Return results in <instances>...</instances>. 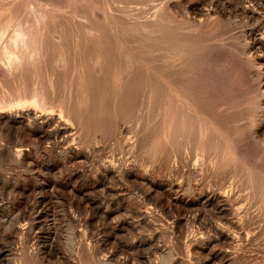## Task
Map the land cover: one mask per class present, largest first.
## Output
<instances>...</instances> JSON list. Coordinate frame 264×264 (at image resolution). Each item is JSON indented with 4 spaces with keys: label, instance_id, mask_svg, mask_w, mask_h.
<instances>
[{
    "label": "bare ground",
    "instance_id": "obj_1",
    "mask_svg": "<svg viewBox=\"0 0 264 264\" xmlns=\"http://www.w3.org/2000/svg\"><path fill=\"white\" fill-rule=\"evenodd\" d=\"M114 1L111 0L110 3H115ZM19 7L21 8V6ZM110 7L107 8L110 22L108 32L112 30L117 33L118 29L112 25L117 16L112 13ZM153 7L155 8L151 11L144 8L138 13L120 16L124 19L123 23L138 25L146 41L141 38L132 40L124 37L125 39H120L117 36L108 42V46H113L109 50L107 44H104L102 40L103 28L92 22L85 24L84 35L68 38L62 35L54 27L55 25H48L46 15L41 12L39 7L32 10L33 22L19 20L13 30L11 29L9 42L6 41L7 43L0 47V69L2 68L1 70L4 72L0 77V131H5L10 135L25 134L28 138L21 139L20 142L7 147L0 144V157L8 158L14 163H27V166L46 168L55 163L60 165V163L68 162L72 165L81 159L84 160L90 157L88 150H84L82 147L84 142L82 134H85L86 122L91 119L94 127L100 129L99 127H102L103 124L101 122L105 120L103 115L109 113L111 96L119 102L132 91L134 95L131 101L133 110L137 109L139 116H152V120H154L147 138L148 145L145 144L150 151L149 155L152 154L153 159H159V161L161 158L158 156L165 155L164 165L169 172L177 168L178 164L175 159L178 156L180 162L177 161V163L181 165L179 167L182 168V176L185 179L177 181L165 177L158 181L152 180L153 177L149 174L147 176V173H138L132 160L123 157L113 158L114 156L109 160L98 162L93 177L99 182V188L107 194L109 191L104 181L108 179H112L114 183L116 182L115 184L120 180L138 183L141 188L145 187V191L142 189L141 191L146 199L151 194L158 193L159 196L161 194L165 197L163 198L167 201L165 203L169 205L168 207L170 209L176 207L178 213L171 217V222L166 224L165 219L149 204L146 206L142 202L136 204L132 201L133 204L130 202L131 200H125V197L118 193V191L124 190L123 186L113 183V186H117L115 194L120 198L117 201L118 206L115 205L116 208L111 209L113 207L110 208L107 204L105 206L99 204L101 207L96 204V208H94L92 207L94 203L88 204L90 206L87 208L86 202L84 210L79 211H82V214L84 212V216L81 213H79L81 216H77L73 212L70 213L72 210L67 212L69 207L66 212H63L64 209L61 211L64 213L62 217L60 216L61 221L66 220L67 223H70L68 228L75 227L77 218L78 221H84L83 224L86 227L83 234L79 233L81 235H78L80 236L79 240L73 238L77 241L72 243L73 251L67 253L60 247V244H68L73 239L68 237L67 240L64 239L65 243L60 239L59 215L56 213L58 211L52 208V198L60 193L62 195L65 193V196L66 192H69L68 203L72 204L78 201L75 204L77 206L82 201L81 198L89 200L90 197L87 199L86 193L92 185L86 187L78 185L79 183L73 184L71 177L65 178L64 181L52 178L42 180L36 170L31 168L33 179L30 183L17 179L18 181H6L4 186V183L2 184L0 216L3 215L4 221L5 219L6 221L0 233V264H157L154 262L155 259L150 257V253H152L150 249L154 251L151 244L159 245L162 241L158 242V238H161L162 234L167 235L166 232L175 236L180 250L182 247L187 250L188 247V250L190 248L195 252H207L206 255L210 259V257H214L211 252L215 248L212 251L208 248L213 243H220L221 246L232 247V249L236 248L238 244L243 246L242 236L246 235L245 238H249L251 224H255L254 220L264 214V109L261 107L263 102L254 105L255 109L259 108V113L256 116L243 120L244 105L242 104H244V100L241 99V96L247 91L241 86L251 79H255V84L257 82V86H259L258 90L261 89L259 91L264 94V0H159ZM15 8L17 9V7ZM234 16H240L242 21L240 23H246V27H242L243 30L240 31L244 44L239 47V51L246 55L245 58L234 50H230L233 43H230L229 37L224 35V30L237 25L238 21L233 19ZM27 19L29 18L27 17ZM7 29L8 24L0 22V39L4 37ZM107 37L109 36L107 35ZM129 42L132 44L134 42L133 46L145 42L154 52L161 50L162 56L156 54V57H150L155 60L154 62L159 60L157 61L160 64L161 73L159 80L155 79L153 71L150 73L149 70H142L137 63L136 67H127V60H125L127 56L131 57L133 62L141 58L133 53ZM127 47H129V51ZM86 56L92 61L90 62L92 63L91 70L86 69L84 63L80 62ZM67 64L72 66L65 68ZM57 66L62 68L59 69ZM116 69L123 72L128 71L130 75L123 80L119 77L114 85L107 82L109 81L107 77L112 70L115 72ZM137 73L142 76L139 82L135 81L137 77L133 78ZM61 81H65L67 84L65 87L63 86V90L58 85ZM139 83V86H135ZM8 91H11L10 95H8ZM118 119L120 118L118 117ZM137 132L139 133V131ZM7 137L9 138V136ZM143 137L145 138V136ZM136 142L129 141L127 144L133 149ZM137 144L139 145V143ZM178 144H184L185 147L193 146V149L199 154V158L192 163L189 156H184L182 153L177 154L175 150ZM39 145L43 146L46 155L41 160H36L33 157V152L41 150ZM135 151L137 153V150ZM155 160L154 162H156ZM189 161L191 165H188ZM225 166L228 172L229 168L233 171L239 169L240 172H245L249 183L234 181V184L231 181L232 177L231 180H227V175L225 176L221 172ZM205 169L211 173L213 178H218L221 181H216V184L213 182L215 185L212 183L210 187L204 186V182L199 183L198 190H196L197 188L193 187L191 180L194 179V176L202 175ZM220 175L221 177H219ZM108 185L110 186V183ZM113 186L111 183L112 189ZM247 188L253 189L252 194L255 198L252 199V202L255 199L259 202L258 210L255 212L250 209L252 207L249 204L250 201L247 203L249 199H245L247 194L244 197ZM113 194L114 192L110 196ZM69 195L65 197H69ZM92 197L95 198V196ZM103 200L105 201V199ZM207 205L212 207L211 210H214L218 216H221L224 224L219 222L220 216H217L218 222L210 223L209 231L211 233L208 232L207 237L202 234L195 236L197 233L191 229L190 225L192 224H188V227H191L190 230L183 227L182 223H198V216L189 215L188 210H191L192 207L198 209L197 206ZM78 206L80 205L78 204ZM62 207L66 210L65 206ZM123 209L128 212L127 217L126 214H123L126 218H120L122 217L120 216L119 219H116L114 214L119 216L118 211L122 212ZM89 212L93 213L94 218L99 214L98 218L102 219V221L99 220L100 222L105 221V224H102L103 229L99 222L100 227L98 224L94 227L90 226L93 223L90 222L93 221V218ZM184 225L187 226V224ZM137 229L141 230L133 235ZM147 230H150L149 234L144 233ZM253 232L256 233V231L251 233ZM243 233L245 234L243 235ZM86 235L88 236L86 237ZM125 235H129V237L132 235L129 251L133 249L137 258L132 251L125 252L126 255L128 254L127 257L123 255L124 257L120 259L111 256L112 254L106 255L108 253L99 256V252L107 240L111 241L113 238L116 240L118 237L123 239ZM122 239L120 238V240ZM114 243L116 244L117 241ZM174 244L177 246L176 243ZM220 244L217 245L220 246ZM175 245L165 253L164 258L167 256L171 260H175ZM67 249L69 250V248ZM118 250L123 251V249ZM226 250L229 255V264L247 263L239 262L232 250ZM235 251L238 252V250ZM135 259L138 261H134ZM220 259L222 261V258Z\"/></svg>",
    "mask_w": 264,
    "mask_h": 264
},
{
    "label": "rangeland",
    "instance_id": "obj_2",
    "mask_svg": "<svg viewBox=\"0 0 264 264\" xmlns=\"http://www.w3.org/2000/svg\"><path fill=\"white\" fill-rule=\"evenodd\" d=\"M65 1V2H64ZM107 1V2H106ZM52 0V1H48V0H0V22H3V23H7L8 24V29H7V32L6 34L4 35V37H2V39H0V47L2 44H6L7 42H9V35L11 34L12 30H13V27L15 26V24L20 20V21H27V22H33V8L35 7H39L41 8V12H44V14L46 15V20L48 22V25H55L54 27L62 34V35H65L66 37L70 38V37H74V36H82L84 35L85 31H84V26L87 22H92L93 24H96L98 25L100 28H103V37H102V40L104 42V44H107V48L108 50L110 48H112L113 46H108V42L110 40H113L112 38H120V39H125V38H131L132 40L134 38H141V40L143 41H146L145 38L143 37V33L140 29V27L136 24H125L123 23L122 19L120 16H126L127 14H134L135 13H138L140 12L142 9L146 8L148 10H153L155 7L152 8V6H154L155 4H157V2L159 0H134V1H131V0H115L114 2L115 3H110L111 0ZM119 1V2H118ZM5 2V3H4ZM52 4H50V3ZM76 2V3H75ZM82 2V3H81ZM138 2V3H137ZM16 4V5H15ZM19 4V5H18ZM41 4V5H40ZM54 4V5H53ZM59 4V5H58ZM78 4V5H77ZM116 4V5H115ZM137 6H136V5ZM62 5V6H61ZM65 5V7H64ZM68 5V6H66ZM123 5V6H122ZM13 6V7H12ZM21 6V8L19 7ZM49 6V7H48ZM58 6V8H57ZM60 6V7H59ZM83 8H82V7ZM108 6H111L110 9L112 10V13H114L117 17H116V20L115 22H113V26H116V28L118 29L117 33H115L114 31L110 30L111 32H108V27H110V22H109V19H108V16H107V13H108ZM12 7V8H11ZM17 7V9L15 8ZM47 7V8H46ZM68 7V9H66ZM72 7V8H71ZM130 7V8H129ZM14 8V9H13ZM77 8V9H76ZM82 8V10H81ZM86 8V9H85ZM103 9V10H102ZM11 10V11H10ZM86 10V11H85ZM126 10V11H125ZM137 10V11H136ZM18 11V12H17ZM78 11H81V12H78ZM121 11V12H120ZM125 11V12H124ZM72 14H70V13ZM21 13V14H20ZM77 13H79L77 15ZM85 13V14H84ZM88 13V14H87ZM25 14V15H24ZM55 14V15H54ZM84 14V15H83ZM5 15V17H4ZM58 15V16H57ZM104 15V16H103ZM7 16V17H6ZM50 16V17H49ZM80 16V17H79ZM85 16V17H84ZM23 17V18H22ZM27 17L29 19H27ZM58 17V18H57ZM107 17V18H106ZM119 17V18H118ZM50 18V19H49ZM65 20H64V19ZM79 18V19H78ZM2 19V20H1ZM7 19V20H6ZM62 21H61V20ZM121 19V20H120ZM235 21H238L236 24L237 25H234V26H230L229 28H227L226 30H224V35L228 38V41L231 43H233V46L232 48H230V50H234L235 52H237L240 56H242L243 58H245L246 55H244L243 53H241L239 51V47L242 46L244 44V40H242V36H241V33L240 31L243 30L242 27H246V23H240L241 21V18L240 16H234ZM232 19V20H233ZM51 20V21H50ZM60 20V21H59ZM64 20V22H63ZM76 20V21H75ZM67 21V23H66ZM101 21V22H100ZM105 21V22H104ZM13 22V23H12ZM83 22V23H82ZM242 22V21H241ZM106 23V24H105ZM62 24V25H61ZM66 26H65V25ZM242 24V25H241ZM47 25V24H46ZM47 25V26H48ZM241 25V26H240ZM122 26V27H121ZM237 27V28H236ZM105 28V29H104ZM12 29V30H11ZM73 29V30H72ZM242 29V30H241ZM69 31V32H65V31ZM80 30V31H79ZM106 30V31H104ZM138 30V31H137ZM132 31V32H131ZM228 31V32H227ZM77 32V33H76ZM135 32V33H134ZM140 32V33H139ZM240 33V34H239ZM70 34V36H69ZM72 34V35H71ZM107 35L109 37H107ZM124 35V36H123ZM135 35V36H134ZM231 35V36H230ZM113 36V37H112ZM240 36V37H239ZM125 37V38H124ZM143 37V38H142ZM235 37V38H234ZM109 38V39H108ZM107 39V40H106ZM3 40V41H2ZM7 41V42H6ZM135 45L134 42L132 44V42H129V46H132V50H133V53L134 54H137L139 56H141L140 60H135V62H133L134 60L131 59V57L127 56L125 58V60H127V64H128V68H130L131 66L132 67H136V63L138 64V66H140L139 68H141L142 70H149L150 73L151 71H153V75H155V79L159 80L160 79V76H161V73H160V64H158L157 60L156 62H154L155 60L151 59L150 57L151 56H154L156 57L155 55L158 54L157 56H162L163 53L161 52V50H156V52L153 51V49L148 45V43H145V42H142L141 44H138L137 46H133ZM135 47V48H134ZM139 47V48H138ZM128 51H129V47H127ZM140 49V50H139ZM144 49V50H143ZM142 50V51H141ZM131 51V50H130ZM150 51V52H149ZM158 51V52H157ZM140 52V53H138ZM150 54H149V53ZM88 58V59H87ZM87 60V61H86ZM124 60V61H125ZM151 60V61H150ZM130 61V62H129ZM80 62H83L84 63V66L86 67V69H89L91 70V67H92V62L88 56H86L85 58L81 59ZM125 62V63H126ZM71 63V62H70ZM91 64V65H90ZM152 64V65H151ZM158 64V65H156ZM134 65V66H133ZM154 65V66H153ZM72 65L71 64H67L65 68L67 67H71ZM91 66V67H90ZM59 69H61L62 67L61 66H57ZM2 69V68H1ZM0 69V77L2 76L1 74H4L3 70ZM83 69V68H82ZM117 72V73H116ZM120 75V76H119ZM130 73L128 71L126 72H123V71H119L118 69L115 70H112L110 72V75L107 77V79L109 81H107L108 83H112V84H116L115 82L119 80V77L120 79H125L126 77H129ZM137 79L135 81L139 82L141 81L140 78L142 77L141 74H135V76L133 78H136ZM113 79V80H112ZM63 84V85H62ZM244 85L241 86L243 87V89H246V93L243 94L241 96V99L244 100V108L242 110V117H243V120H246L248 119L249 117H254L256 116L258 113H259V108H256L254 107V105L260 103V102H263L261 103V107L264 109V94H261V89L258 90V87L257 86V82L255 84V79H251L249 81H246L243 83ZM59 88H61V90H63V88L67 85L66 82H60L58 84ZM139 84L135 85V86H139ZM64 86V87H63ZM255 87V88H254ZM31 89V87H29ZM28 88V89H29ZM157 90H159V88H157ZM8 95L11 94V91H8L7 92ZM134 95H133V92L131 91L130 94L128 96H126L125 98H123V100L121 99V101H117V100H114L113 99V96H111V99H112V102L109 106V109H108V112L107 114H104L103 117L105 120H103L101 123H103L101 126L102 127H99L100 129H97L94 127V125L92 124L93 122H91L92 120L89 119L87 122H86V127L84 130L85 134L83 133L82 134V140L84 141L82 144V147H84V150H88L87 152L90 153V157L86 158V159H81L79 160L78 162H76L75 164H70L68 162L66 163H63L59 165V163H55V164H52L50 165V167H34V166H27V163H14L12 162L10 159L6 158L5 157H0V193H1V190L3 189L2 187V184L3 186L5 185V182L6 181H10V182H13V181H23V180H26L30 183V181H32L33 177L31 176V168L32 170H36V173L38 174V176L42 179V180H45V179H53V180H61V181H64L65 178L67 177H71L72 179V183L73 184H78V185H83V186H86V187H90V190L87 191L86 193V196H87V199L90 197L92 200L90 201V198L89 200H85L86 198H81L82 201H80L78 204L80 206H77L75 205L78 201H75L73 202L72 204H69V198H70V193L69 192H66V195L65 196H68L69 197H65L63 193H60V194H56L55 197L52 198V208H54L55 211H58L56 212L58 215H59V220L58 222H60V226H59V235H60V239L62 240H67L68 237H71L72 239L73 238H78L77 240H79V237L81 236L79 233L83 234L84 230H85V224L84 221H78V218L76 219L77 221L75 222V227L71 228V227H67L68 224L70 223H67L66 220H63L61 221V217L62 215L64 214L63 212H66L68 207L70 209H68L67 212H71L70 213H76L77 216H79L81 213L82 216H84V212L82 214V211L79 212L80 210H84L83 207L86 206V202H87V208H89L88 204H93L92 207L96 208V204L97 205H101V206H105L107 204V206H109L111 209H114L116 208V206H118V202L120 198L117 197V195L115 194V191H116V188L117 186H123V189L125 190H120L118 191L119 194H121L122 197H125V200L127 199L128 201L130 202H135L136 204H141V202L143 204H145L146 206H152V208L154 209L155 212H157L161 217H163V219H165V222L166 224L171 222L170 220L172 219L171 217H173L176 213H178V211L176 210L177 208L176 207H171V209L168 207L169 205L165 203L166 200H164V196L160 194L157 195L158 193H154V194H151V196L147 197V200L145 197H144V193L143 191H145V187L144 188H141L140 184L138 183H133L132 181H125V180H120L119 183L117 184H121V185H117L114 183V181H112V179H108L106 181H104L105 183V186H107L108 188V191H109V194H107L105 191H103V189H100L99 187V182L96 180L95 177H93L94 175V172L96 170V167H97V164L98 162L100 161H103V160H109L111 159V157L113 158H116V157H123L125 159H130V161L132 160V162L136 165L137 167V172L138 173H144L146 174L147 176H151L153 177L152 180H160L161 178H165V177H169L173 180H177V181H180L182 179H185V177L182 176V168L179 167V163H177V161L180 162L179 160V157L177 156L175 160L176 164H178L177 166V171L176 169L174 171H167L166 168H165V155H159L158 157H160V161L159 159H153L154 156H152V154L149 155L150 151L149 149L147 148V146L145 144H147V138H148V135L150 133V128L152 126V124H154V120H152V116H145L142 117V116H139L137 114V109L136 110H133V107L131 106V101L133 99ZM131 98V100H130ZM262 100V101H261ZM117 101V103H116ZM123 101V102H122ZM115 103V104H114ZM126 103V105H125ZM250 104V106H249ZM119 105V106H118ZM123 106V107H122ZM124 108V109H123ZM254 108V109H253ZM111 109V110H110ZM114 110V111H113ZM116 111V112H115ZM118 111V112H117ZM136 111V112H135ZM244 111V112H243ZM250 111V112H249ZM113 112V113H112ZM246 112V113H245ZM112 113V114H111ZM115 113V114H114ZM137 115V116H136ZM114 118H113V117ZM116 116V117H115ZM102 117V119H103ZM118 117L120 119H118ZM116 118V119H115ZM129 118V119H128ZM150 118V119H149ZM118 119V120H117ZM127 119V120H126ZM146 119V120H145ZM121 120V121H120ZM124 120V121H122ZM136 120V121H135ZM105 121V122H104ZM133 121V122H131ZM146 121V122H145ZM109 122V123H108ZM113 122V123H112ZM119 123V125H118ZM123 123V124H122ZM134 124V125H133ZM138 124V125H137ZM144 124V125H143ZM89 125V126H88ZM105 125V127H103ZM149 125V126H148ZM89 128H88V127ZM108 126V127H106ZM117 126V127H116ZM125 126V127H124ZM93 127V128H92ZM120 127V128H118ZM123 127V128H121ZM132 127V128H131ZM144 127V128H143ZM136 128V129H135ZM104 129V130H103ZM142 129V130H141ZM97 130V131H96ZM103 130V131H102ZM126 132H125V131ZM136 131V132H135ZM139 131V133L137 132ZM142 131V132H141ZM96 132V133H94ZM98 132H101L98 134ZM4 133V134H2ZM92 133V134H91ZM148 133V134H147ZM92 135V136H91ZM99 135V136H97ZM124 135V136H123ZM9 136V138L7 137ZM13 136V137H12ZM25 134L23 135H20V134H7L5 131H0V144L2 145H6L7 146H11L13 144H16L17 142H20L21 139H27L28 136H25ZM85 136V137H84ZM95 136V137H94ZM137 136V137H136ZM140 136V137H139ZM145 136V138L143 137ZM147 136V137H146ZM24 137V138H23ZM94 137V138H92ZM97 137V139H96ZM121 137V138H120ZM102 138V139H101ZM128 138V140H127ZM136 138V139H135ZM140 138V139H138ZM146 140L144 142V140ZM123 139V140H122ZM130 139V140H129ZM142 139V140H141ZM10 140V141H9ZM15 140V141H14ZM126 140V141H125ZM138 140V142H136ZM129 141H132V142H136L135 143V146L133 149H131L130 146H128L127 143H129ZM142 142V143H141ZM144 142V144H143ZM139 143V145L137 144ZM141 143V144H140ZM10 144V145H9ZM143 145V146H142ZM148 145V144H147ZM87 146V147H86ZM94 146V147H93ZM138 146V147H137ZM140 146V147H139ZM142 146V147H141ZM179 146V147H178ZM178 146H176V150L175 152L177 154H183L184 156L187 155L189 156L191 159L190 161L193 163V161L195 162L197 160L198 155L196 150L193 149V146L191 147H185L184 144H178ZM130 147V148H129ZM39 148H41L40 151H35V153L33 152V157L36 159V160H41V158L46 155L45 153V150L43 148V146L39 145ZM141 148V149H139ZM144 148V149H143ZM178 148V149H177ZM179 148H182V149H179ZM129 149L130 152H129ZM148 149V150H147ZM188 149V150H187ZM44 150V151H43ZM137 150V153L136 151ZM147 150V151H146ZM183 150V151H182ZM141 151V152H139ZM182 151V152H180ZM187 153H186V152ZM128 152V153H127ZM133 152V154H132ZM185 152V153H184ZM44 153V154H43ZM105 153V155H104ZM35 154V155H34ZM43 154V155H42ZM130 154V155H129ZM164 154V153H162ZM138 155V156H137ZM194 155V157H193ZM164 156V157H162ZM93 157V158H91ZM103 157V158H102ZM128 157V158H127ZM130 157V158H129ZM139 157V158H138ZM132 158V159H131ZM164 158V159H163ZM153 159V160H152ZM10 160V161H9ZM99 160V161H98ZM154 160L156 162H154ZM163 162H162V161ZM189 161V163H190ZM160 162V163H159ZM188 165H191V163ZM20 164V165H19ZM96 164V165H95ZM55 165V166H54ZM164 166V167H163ZM181 166V165H180ZM34 167V168H33ZM73 167V168H72ZM30 168V169H29ZM82 168V169H81ZM228 168V167H227ZM229 168V172L227 171L228 169H226V166H225V169L223 168V170L221 171L223 175H227L226 179L227 180H231V177H232V180L231 181H236V183H241V182H244V183H249L247 178H246V174L245 172L243 173V171H239V169H235L233 171V169ZM143 170V171H142ZM206 170V169H205ZM203 171L202 175H197V176H194V179L192 178L191 180V183L192 185H194L193 187L194 188H197L196 190H198V186L200 185L199 183H203V185L207 186V187H210L212 186V183L214 182L215 184L217 183L216 181L220 182L221 180L218 179V178H213L211 173L209 171ZM147 171V172H146ZM180 171V172H179ZM226 171V172H224ZM225 173V174H224ZM236 173V174H235ZM82 174V175H81ZM149 174V175H148ZM168 174V175H167ZM233 176H231V175ZM240 176H239V175ZM68 175V176H67ZM70 175V176H69ZM78 175V176H77ZM81 175V176H80ZM167 175V176H166ZM211 175V177H209ZM230 177H229V176ZM238 175V176H237ZM87 176V177H86ZM89 176V177H88ZM161 176V177H160ZM201 176V177H200ZM12 177V178H11ZM38 177V178H39ZM75 179H74V178ZM150 177V178H151ZM178 177V178H177ZM221 177V175L219 176ZM239 177V178H237ZM39 178V179H40ZM204 180H203V179ZM234 178V179H233ZM18 179V180H17ZM77 179V180H76ZM87 179V180H86ZM95 179V180H94ZM198 179V180H197ZM212 179V180H210ZM3 180V181H2ZM74 180H75V183H74ZM111 180V181H110ZM215 180V181H214ZM239 180V181H238ZM79 181V182H78ZM86 182V183H83V182ZM97 181V182H96ZM110 183V186L108 185ZM201 181V182H200ZM241 181V182H240ZM60 182V181H59ZM82 182V183H81ZM183 182H185L183 180ZM206 182V184H205ZM111 183H112V186L115 184L117 186H113V189L111 188ZM114 183V184H113ZM131 183V184H130ZM213 183V184H214ZM124 184V185H123ZM214 184V185H215ZM235 184V182H234ZM127 185V186H126ZM203 186V187H204ZM98 187V189H97ZM115 187V188H114ZM133 187V188H132ZM136 187V188H135ZM96 188V190H95ZM111 188V189H110ZM127 188V189H126ZM132 188V189H131ZM206 188V187H205ZM110 189V190H109ZM129 189V190H128ZM139 191H138V190ZM141 189L143 191H141ZM97 192H95V191ZM100 190H102V192H99ZM127 190V191H126ZM132 193H131V191ZM246 190V193L244 195L245 199L247 198V203H249L250 201V209L255 212L258 210V203L255 199V201L252 202V199L254 200V194L253 193V189H250V188H247L245 189ZM244 190V192H245ZM251 190V191H250ZM107 191V190H106ZM107 191V192H108ZM114 192L113 196L110 194H112V192ZM123 191V192H122ZM91 192V193H90ZM93 192H95L93 194ZM111 192V193H110ZM122 192V193H121ZM128 192V193H127ZM143 194H142V193ZM3 193V192H2ZM59 193V192H58ZM89 193V194H88ZM106 193V194H105ZM125 195H124V194ZM243 193V192H242ZM68 194V195H67ZM103 194V195H101ZM128 194H130V196H128ZM95 196L92 197V196ZM98 195V197H97ZM103 197H101V196ZM250 195V196H249ZM62 196V197H61ZM106 196V197H105ZM108 196V197H107ZM115 196V197H114ZM105 197V198H104ZM164 197V198H163ZM187 197V196H186ZM243 197V198H244ZM251 197V198H250ZM63 198V199H62ZM68 198V199H66ZM105 199V201L103 199ZM109 198V199H108ZM112 198H113V201H112ZM139 198V199H138ZM144 198V199H142ZM160 198V199H159ZM64 202H62V201ZM78 200V199H77ZM108 200V201H107ZM135 200V201H134ZM137 200V201H136ZM162 200V201H161ZM54 201V202H53ZM61 204H60V202ZM90 201V202H89ZM140 201V202H139ZM58 202V203H57ZM84 202V203H83ZM106 202V203H105ZM108 202V203H107ZM129 202V203H130ZM132 202V203H133ZM145 202V203H144ZM152 202V203H151ZM159 202V204H158ZM162 202V203H161ZM167 202V201H166ZM114 203V204H112ZM117 203V204H116ZM64 204V205H63ZM134 204V203H133ZM161 204V205H160ZM255 204V205H254ZM75 207L73 209V207ZM75 205V206H74ZM83 205V206H82ZM99 205V206H100ZM116 205V206H115ZM165 205V206H164ZM62 206H65L66 207V210L64 207ZM100 206V207H101ZM154 206V207H153ZM79 207V208H78ZM170 209H168V208ZM198 209L196 207H192L191 210H188V214L189 215H197L198 216V223L197 222H185V223H182V226L184 227H187V228H191V229H194L193 231H195L197 235H200L202 234L204 237H207L209 233H211V231H209V226H211L210 223H214V221H217L219 220L220 223H223L224 220L221 219V216L219 217L218 214L214 211V210H211L212 207H210L209 205L207 206H197ZM201 207V208H199ZM209 207V208H208ZM254 207V209H253ZM257 207V208H256ZM158 208V209H157ZM64 209L63 212H61L62 210ZM203 209V210H202ZM70 210V211H69ZM75 210H77V212H74ZM176 210V211H175ZM124 211V209H123ZM121 212V211H118V215L119 216H116L117 214H114L115 215V218L116 219H119L120 218H126L127 215H128V212L126 211V213L124 212ZM213 211V212H211ZM90 213V216L91 218H93V221H90V222H93L91 223L92 225H90L91 227H94V225L98 224V226L100 227L99 223H101V229H103L102 227V224L104 223L105 224V221L103 220V222H100L102 221L101 218H98L100 217V215H96L98 217L94 218L93 216V213L89 212ZM116 213V212H115ZM126 217H124V215ZM80 215V216H81ZM200 215V216H199ZM216 215V216H215ZM264 215V214H263ZM263 215H260V217H257V219L254 220L253 223L255 224H251V227L249 230L252 231H256L251 233L250 232V236L249 238H245V236H242V240L241 242H243V246H241L242 244H238L234 247L235 250H238L235 251L234 249H232V247H229L227 248L228 246L224 247L221 246L220 243H213L209 246V250L213 248H215V250L213 249V251L211 252L212 254H214V259L210 257V259L207 257L206 253L205 252H199V251H196L195 250H192L189 248L188 250V247H187V250L184 249V247L181 248V250L179 249L180 247H178V242H176V238L174 235H172L170 232L167 235H163L161 236V238L159 237L158 238V242H161L158 244H151V248L152 250L154 251H151L150 249V257H152V259L154 260L155 263L157 264H229V255H227V250L228 249L229 251L232 250L233 253H235L236 255V258L237 260H239V262L241 261H244L245 263L247 262L248 264H264V219H263ZM61 216V217H60ZM220 219H218V217ZM216 218L218 220H216ZM98 219V221H97ZM101 219V220H100ZM212 219H213V222H212ZM263 219V220H262ZM100 220V221H99ZM115 220V219H114ZM204 220V221H203ZM210 220V221H209ZM257 220V221H256ZM260 220V221H259ZM6 221V219H5ZM4 217L3 215L0 216V233L3 229V225H4ZM201 221V222H199ZM223 221V222H222ZM99 222V223H98ZM257 222V223H256ZM3 223V224H1ZM81 223V224H80ZM205 223V224H204ZM103 224V225H104ZM184 224H187L184 225ZM188 224H192L188 227ZM193 224H195L193 226ZM224 224V223H223ZM226 224V223H225ZM201 225V226H200ZM206 225H207V228H206ZM258 225V226H257ZM253 226V227H252ZM256 226V228H255ZM195 227V228H194ZM197 228V229H196ZM202 228V229H201ZM252 228H255V229H252ZM190 229V230H191ZM204 229V230H203ZM87 230V229H86ZM138 230V232H137ZM136 231L133 232V235H135L134 233H139V230L141 229H137ZM148 231V232H147ZM146 234H149L150 230H147ZM97 232V231H96ZM194 232V233H195ZM202 232V233H201ZM209 232V233H208ZM205 233V234H204ZM101 234H104V233H101ZM245 233H243L244 235ZM253 234V235H252ZM80 235V236H78ZM137 235V234H136ZM172 235V236H171ZM255 235V236H254ZM88 235H86L87 237ZM127 235H125V237L122 239V237H118L116 240L115 238H111L112 240L111 241H106V244L103 247L102 250H100L101 252H99V256H104L106 253V255H111V256H116V259L117 258H122L126 255V253H130L131 251L133 253L136 254L135 251H133V249H131V251H129L131 248L130 244H131V240H132V235H129L126 237ZM254 236V237H253ZM251 237V238H250ZM120 238L123 240H120ZM128 240H127V239ZM253 238V239H252ZM88 238H86L87 240ZM119 239V240H118ZM126 239V241H125ZM131 239V240H130ZM251 239V240H249ZM255 239V240H254ZM1 240V239H0ZM65 240H64V243H65ZM75 239L70 240L68 244L65 243V245L60 244V247L65 250L67 253H69V251H73L72 249V245L75 243L74 241H77ZM117 241V243L115 244L114 242ZM130 240V242H129ZM261 240V241H260ZM89 241V239H88ZM259 241V242H258ZM63 242V241H62ZM121 242V243H120ZM124 242V243H122ZM127 242V243H125ZM177 244V246L174 244V243ZM73 243V244H72ZM111 243V244H109ZM113 243V244H112ZM119 243V244H118ZM115 244V245H114ZM220 244V246L218 245ZM62 245V246H61ZM107 245V246H106ZM119 245V246H118ZM174 258L175 260H171L170 257H165V253H167L169 251V249H171V246H174ZM215 247H214V246ZM115 246V247H114ZM118 246V248L116 249V247ZM129 246V247H128ZM170 246V247H169ZM69 248V250L67 248ZM74 247V245H73ZM114 247V248H113ZM121 247V248H120ZM212 247V248H211ZM223 247V248H221ZM154 248V249H153ZM218 248V249H217ZM221 248V249H220ZM241 248V249H239ZM118 249H123V251L121 252V250H118ZM159 249V250H158ZM110 250V251H109ZM113 250V251H112ZM116 252H115V251ZM128 250V251H127ZM166 250V251H165ZM185 250V251H184ZM241 250V251H240ZM235 251V252H234ZM110 252V253H109ZM124 252V253H123ZM126 252V253H125ZM159 252V253H158ZM186 252V253H185ZM193 252V253H192ZM218 252V253H217ZM116 253V254H115ZM122 253V255H121ZM229 253V252H228ZM186 254V255H185ZM219 254V255H218ZM225 254V255H224ZM124 255V256H123ZM128 255V254H127ZM127 255L125 257H127ZM191 255V256H190ZM218 255V256H217ZM223 255V257H221ZM119 256V257H118ZM190 256V257H189ZM135 257L137 258V254L135 255ZM179 257V258H178ZM219 259V262H218V259ZM228 259H227V258ZM242 257V258H241ZM222 258V261L221 259ZM178 259V260H177ZM190 259V260H189ZM214 263H212L213 261ZM209 260V261H208ZM228 260V261H227ZM134 261H138V259L134 260ZM175 261V262H174ZM188 261V262H187ZM207 263H206V262ZM212 261V262H210ZM217 263H216V262ZM227 261V262H226ZM174 262V263H173ZM226 262V263H225ZM243 262V263H244ZM246 263V264H247Z\"/></svg>",
    "mask_w": 264,
    "mask_h": 264
}]
</instances>
